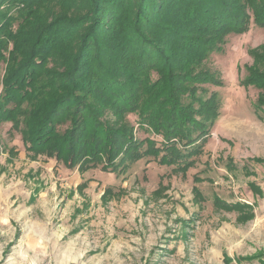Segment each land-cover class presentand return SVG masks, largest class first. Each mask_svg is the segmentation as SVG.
<instances>
[{
    "label": "rangeland",
    "instance_id": "obj_1",
    "mask_svg": "<svg viewBox=\"0 0 264 264\" xmlns=\"http://www.w3.org/2000/svg\"><path fill=\"white\" fill-rule=\"evenodd\" d=\"M236 1L243 16L252 15L243 32L192 36L181 24L199 46L193 60L201 57L187 69L172 66L183 78L177 87L197 93L182 101L201 124L192 128L196 151L186 171L125 154L113 170L86 158L68 166L28 151L13 123L0 124V264H264V90L250 82L252 70L264 71V26L247 0ZM172 43L166 47L185 53L182 41ZM11 47L0 57V97ZM125 117L138 141L163 140L139 112ZM216 196L252 212L221 208Z\"/></svg>",
    "mask_w": 264,
    "mask_h": 264
},
{
    "label": "trees",
    "instance_id": "obj_2",
    "mask_svg": "<svg viewBox=\"0 0 264 264\" xmlns=\"http://www.w3.org/2000/svg\"><path fill=\"white\" fill-rule=\"evenodd\" d=\"M247 5L254 22L264 26V0H247ZM251 16L242 15L236 0H0L4 60L3 50L12 43L0 124L13 123L28 151L68 166L86 158L113 170L125 154L132 160L152 156L186 171L196 151L191 135L198 122L196 108L182 101L197 93L177 87L175 80L183 78L172 66L187 64V69L201 57L193 60L199 46L188 43L183 26L192 36L216 28L243 32ZM180 41L185 50L180 53L187 55L166 47ZM252 73L250 82L264 90V71ZM116 111L120 118H107ZM132 111L139 112L145 128L163 136L160 143L134 137L125 120ZM215 205L252 212L247 203L230 204L219 196Z\"/></svg>",
    "mask_w": 264,
    "mask_h": 264
}]
</instances>
